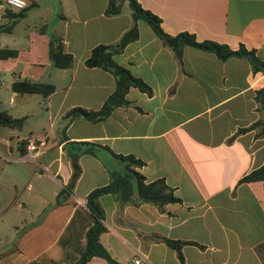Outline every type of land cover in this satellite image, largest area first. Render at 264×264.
Wrapping results in <instances>:
<instances>
[{
    "label": "crops",
    "instance_id": "crops-1",
    "mask_svg": "<svg viewBox=\"0 0 264 264\" xmlns=\"http://www.w3.org/2000/svg\"><path fill=\"white\" fill-rule=\"evenodd\" d=\"M33 3L9 32H0V47L16 55L0 59V109L25 117L20 129L0 132V192L6 204L1 220L10 229L0 244V264H66L77 260L92 221L85 196L104 185L111 171H125L115 158L133 155L145 181L162 178L179 198L158 206L135 194L121 200L102 194L106 230L99 241L110 256L128 264L142 254L149 264H264V184L239 180L264 161V133L238 128L264 118L255 91L264 86V71L249 61L184 46L179 59L142 19L138 36L112 59L150 89L130 86L125 103L103 119L75 118L64 125L63 113L75 106L97 109L114 88L113 75L86 67L97 44L116 42L131 25L124 2L119 13L105 15L107 0H24ZM160 19L169 34L187 31L235 49L243 45L264 59V0H137ZM0 0V23L8 20ZM61 37L71 54L69 68L50 66L48 39ZM49 82L53 92L41 98L10 89L15 79ZM44 126L32 127V122ZM31 122V123H29ZM62 122V125H61ZM63 126V127H62ZM41 140L32 158L18 142ZM38 143V142H37ZM90 144V152H80ZM80 152V153H79ZM79 172L72 178V157ZM68 186L66 197L54 203ZM163 238L191 241L180 246L182 259ZM1 242V236H0ZM86 264H107L91 257Z\"/></svg>",
    "mask_w": 264,
    "mask_h": 264
},
{
    "label": "trees",
    "instance_id": "trees-1",
    "mask_svg": "<svg viewBox=\"0 0 264 264\" xmlns=\"http://www.w3.org/2000/svg\"><path fill=\"white\" fill-rule=\"evenodd\" d=\"M124 2H127L130 15L131 25L125 30L119 39L111 44H97L93 46L89 54L83 61L86 67H98L109 71L114 77V88L112 92L104 99L101 106L97 109H87L80 106H75L67 109L61 119L64 125L75 118H81L90 122H96L103 119L116 106L125 103V92L130 87L146 93L150 92L149 87L139 78L133 77L127 69L115 63L112 59L113 54L118 53L127 43L135 40L138 36L137 23L138 19H142L150 27L154 35L161 40L173 53L176 59L180 58L181 50L184 46H193L198 49L214 53L219 59L225 60L229 57H243L247 59L254 71H264V59H259L253 49H247L243 45L232 49L224 43H219L213 40L204 39L197 40L194 34L187 31H180L176 34L166 33L160 24V19L152 12L143 9L137 0H107L104 8V14L114 15L120 12ZM33 5V3L26 4V6L12 12L10 9H4V16L9 21L0 23V32H9L14 22L24 15V12ZM16 55V50L0 47V59L12 57ZM47 57L49 64L55 68H69L72 65V56L67 53L61 41V37L53 35L48 39L47 43ZM11 91L18 94H35L41 98L47 97L54 90V86L49 82L32 81L26 78L15 79L10 83ZM261 89L255 91V99L258 105L264 111V104L260 98L259 92ZM25 121V117H12L5 110L0 109V126L20 129ZM62 125V122H61ZM63 127V126H62ZM255 130V136L264 133V118L257 119L250 125L238 128L237 131L228 139H232L234 135L249 130ZM83 148L80 152H90L91 146ZM25 140L18 142V148L23 154L25 149ZM79 152V153H80ZM111 154L125 163V171L117 172L111 171L108 173V181L106 184L91 189L85 196V207L92 216V221L88 224L85 233V244L82 252L76 261L66 264H86L91 257H100L107 264H121L114 260L108 251L102 246L99 241L100 233L106 230L103 224V210L101 208L99 197L102 194H113L121 200H128L135 194L138 201L151 202L158 206L166 203L178 202L172 189L164 182L162 178H156L150 181H145L144 176L135 170L139 167L142 161L135 158L133 155H119L111 152ZM74 155L72 161V178H75L79 172V166L76 163ZM260 180L264 184V161L262 164L243 176L239 181H255ZM69 188L64 186L55 195L54 203H60L67 195ZM163 241L171 248H173L179 259H182L180 253V246L183 243H193L191 241H179L168 238H163Z\"/></svg>",
    "mask_w": 264,
    "mask_h": 264
},
{
    "label": "built area",
    "instance_id": "built-area-1",
    "mask_svg": "<svg viewBox=\"0 0 264 264\" xmlns=\"http://www.w3.org/2000/svg\"><path fill=\"white\" fill-rule=\"evenodd\" d=\"M3 3L11 8L21 10L26 6V2L24 1L23 7H17L16 5L12 4L10 0H2ZM38 142V143H37ZM43 142L41 140L36 141L35 139H30L28 143L26 144V151L24 156L27 158L33 157V152L37 150L38 146H43ZM128 264H149L146 260V258L142 254H137L136 256L132 257Z\"/></svg>",
    "mask_w": 264,
    "mask_h": 264
},
{
    "label": "rangeland",
    "instance_id": "rangeland-1",
    "mask_svg": "<svg viewBox=\"0 0 264 264\" xmlns=\"http://www.w3.org/2000/svg\"><path fill=\"white\" fill-rule=\"evenodd\" d=\"M31 122H32V125L31 126L32 127H35V128H40V126H44L43 124H41L39 122L38 123L37 122H33V121H31ZM31 122H29V123H31ZM8 130H9V128L0 126V132L1 133H4V132H6ZM0 153L6 156V153L3 151V149H2L1 146H0ZM1 159L2 158L0 157V161H3ZM5 198H7V195H6L5 191L4 192L1 191L0 192V207L4 206L6 204V201L7 200ZM7 217H8V213H6V212L4 213V211L2 213H0V236H1V242H0V244H1V246L3 245V243H5L4 240L10 234V229L7 228V225L1 223V220H6V219H8Z\"/></svg>",
    "mask_w": 264,
    "mask_h": 264
},
{
    "label": "clouds",
    "instance_id": "clouds-1",
    "mask_svg": "<svg viewBox=\"0 0 264 264\" xmlns=\"http://www.w3.org/2000/svg\"><path fill=\"white\" fill-rule=\"evenodd\" d=\"M10 2L17 7H23L24 5V0H10Z\"/></svg>",
    "mask_w": 264,
    "mask_h": 264
},
{
    "label": "water",
    "instance_id": "water-1",
    "mask_svg": "<svg viewBox=\"0 0 264 264\" xmlns=\"http://www.w3.org/2000/svg\"><path fill=\"white\" fill-rule=\"evenodd\" d=\"M259 95H260V98L262 100V103L264 104V86L261 88Z\"/></svg>",
    "mask_w": 264,
    "mask_h": 264
}]
</instances>
